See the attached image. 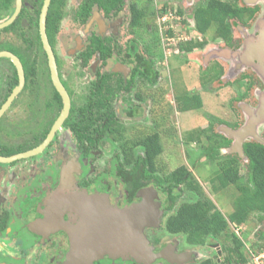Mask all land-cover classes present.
I'll use <instances>...</instances> for the list:
<instances>
[{
  "label": "flooded vegetation",
  "instance_id": "af4514ba",
  "mask_svg": "<svg viewBox=\"0 0 264 264\" xmlns=\"http://www.w3.org/2000/svg\"><path fill=\"white\" fill-rule=\"evenodd\" d=\"M43 1L20 0L19 12L9 24L14 26L8 30H3L7 26L0 28V32L16 33L17 25L24 21L19 44L0 41V45L10 47H1L0 51H9L18 57L24 77L20 90L0 115V158L9 159L0 161V264H196L195 244L184 234L170 232L166 227L174 210L166 208L167 191H159L140 174L129 176V170L134 172L132 154L145 156L143 148H130L129 145L153 134L159 140L158 132L133 136L131 131L137 122L144 125L150 122L148 124L152 126L160 119L159 111L152 107L157 102L153 97L159 99L160 81L168 77L169 70L159 69L156 60L161 61L165 56L167 62L171 55L163 43L161 29L167 34L168 41L178 40L173 52L180 58L194 49H203L206 40L186 43L192 40L187 22L192 20L193 33L203 34L209 28L215 31V23L203 32L195 28L193 12L200 5H206L208 0H194L187 17H182L181 0L172 1L174 6L169 7L167 15L163 13L165 8L156 9L153 0H120L115 4L110 0H49L47 12L53 4L61 17L53 32L52 43L47 32L46 36L54 55L57 76L69 98L68 112L60 123L56 122L63 102L52 83L47 55L39 36L38 19ZM224 1L236 6L237 15L227 20L231 28L229 42L216 35L215 39H219L216 45L236 49L241 42L233 35L231 23L252 28L261 5L257 0ZM101 2L111 3L109 10L106 11ZM16 3L17 0H10L8 9L11 12L7 16L2 6L5 3H0V17L4 13L0 23L11 16ZM37 7L35 27L33 18ZM141 11L143 16L136 19ZM154 17L159 22L157 27L152 24ZM17 18L20 21L15 24ZM63 24L68 26L60 31ZM254 35L256 37L258 32ZM58 43L77 69L62 68L65 63L59 56ZM88 45L90 49L99 45L108 52L103 49L104 56L95 52L84 64ZM0 59H6L0 62L1 109L18 85V74L8 57ZM190 66H194V61ZM205 69L203 66L199 77L204 75ZM141 84L151 91L143 95ZM195 94L199 95L189 91L178 96V109L175 106L171 113L194 110L186 105L189 104L187 99ZM19 104H23L20 110L26 113V118L15 116L14 109ZM16 114L18 116V111ZM226 123L234 128L237 120ZM170 126L167 133L173 130L174 137V124L170 123ZM209 127L208 124L202 129ZM45 140L47 143L40 151L22 156ZM161 152L155 157V168ZM201 157L210 162L221 158ZM146 193L145 199L151 203L146 205L155 219L143 225L141 232L151 254L159 256H147L143 248H137L133 252L113 250L94 257L99 246L93 237L96 226L90 224L91 212L96 209L93 204L121 214L124 209L141 203ZM70 197L78 200L75 205L67 203ZM84 197H89L90 202H81ZM177 201L174 207L178 205ZM138 212L129 213L123 223L135 226L145 217L142 212L140 219ZM112 226L110 222V228ZM201 245H207L212 253L200 264L207 260L210 264L222 260L223 252L217 239L205 238Z\"/></svg>",
  "mask_w": 264,
  "mask_h": 264
},
{
  "label": "rangeland",
  "instance_id": "374dc122",
  "mask_svg": "<svg viewBox=\"0 0 264 264\" xmlns=\"http://www.w3.org/2000/svg\"><path fill=\"white\" fill-rule=\"evenodd\" d=\"M172 1L153 0L156 3V9H166L163 12L166 15L169 12V7L174 6ZM193 2L194 0H181L182 17H187ZM257 4L261 5V11L252 28H244L236 22L231 23L233 35L238 37L241 42L236 49H230L227 46L222 47L221 44L216 45L219 39H215L216 33L213 28H209L203 34L193 33L191 20L187 24L192 40L186 43H194L193 40H206L207 43L203 49H194L180 58L173 52L178 40L174 38L168 41L166 39L167 34L161 29L163 43L167 45L171 55L167 57V62L164 59L165 56L161 61L158 58L156 60V66L159 69L169 70L168 77L160 81L159 99L156 96L153 97V101L157 99V102L152 107L159 111L160 119L156 120L155 123L153 122L152 126L148 124L150 122H146V125L137 122L131 131L133 136L141 135L143 132H158L162 146V152L156 163L159 174L163 176V179L168 180L183 175L186 170H192L194 177L201 183L204 191L213 201L217 213L223 217H227L233 211V201L237 195V190L234 186L228 185L212 191L208 180L216 170H219L218 167L220 168L223 161L221 158L228 155H234L240 159L241 173L245 175L247 170L246 159L239 155V149L236 148V141L237 138L240 139V136L230 137L229 146L221 149L220 166L219 161L210 162L206 158L200 157L199 154L201 155V152L205 151L206 146L212 141L208 139V136L214 133L225 135L223 132L225 127L235 131L247 129L245 137L241 140L242 143L248 140L255 141V139L264 143V113L261 112L264 105V70L251 61L249 55V48L255 39L254 34L264 25V0H257ZM23 23L24 21L17 25V35L16 33H12V35L10 31H1V43L16 42L19 44V34L24 28ZM156 23L159 22L154 17L152 24L157 27ZM67 26L68 24H63L60 31L66 30ZM144 33L142 34L146 38L147 35ZM1 47L10 48L8 44L0 45ZM57 48L62 62L65 63L62 68L69 71L77 69L74 67L72 59L64 55L61 43H58ZM16 52L18 54V51ZM4 61L6 59H0V62ZM191 61H194V66H190ZM203 66L206 68L203 70L205 73L199 77ZM141 86L143 87L141 89L143 95L151 91L144 84ZM189 91L199 94L202 102L201 107L183 113L174 110L172 114L171 111L175 106L176 110L178 109L177 97L189 93ZM21 108H23V104H19L18 108L14 109L15 116L18 118H24L26 115L20 110ZM16 111H18V116ZM225 120L228 122L237 120V124L234 125V128H230ZM170 123L174 124L176 130L174 137H172L174 135L173 130L167 133L172 127ZM208 124L210 125L209 129H202ZM165 133L168 135L166 136ZM190 136L191 138L197 137L195 144L193 141H184L185 137L189 139ZM186 198L187 194H184L178 199L177 204ZM233 232L245 243V249L255 251L254 245H263L264 242L258 236L260 232H264V218L258 220L257 213L250 211L246 222L241 225L236 226L234 222L227 219L226 231L224 232L226 242L227 240L230 241ZM178 236L179 238L182 237L181 235ZM193 249L194 252H197V257L194 260L196 264H200L203 259L210 258L212 253L207 245L195 244ZM211 264H214V261H211Z\"/></svg>",
  "mask_w": 264,
  "mask_h": 264
},
{
  "label": "trees",
  "instance_id": "16d2710c",
  "mask_svg": "<svg viewBox=\"0 0 264 264\" xmlns=\"http://www.w3.org/2000/svg\"><path fill=\"white\" fill-rule=\"evenodd\" d=\"M110 1L115 4L120 0ZM0 3H5L2 5L7 12L5 16L9 15L11 12L8 9L10 0H0ZM100 4L106 11L109 10L108 5H111V3L103 2ZM38 11L37 7L33 18L35 27H37ZM3 14L1 17H3ZM235 15H237L236 6L224 0H208L206 5H200L193 12L196 23L195 28L198 31L203 32L212 23H215L216 35L223 38L226 43L229 42L231 37L230 23L227 20ZM142 16L143 11L138 13L136 19ZM60 17L61 14L58 10L53 9L52 4L46 17V32L50 43H52V35L56 30V24ZM19 21L20 18H17L15 24ZM13 26L14 24H11L3 30L11 29ZM36 37L39 38L37 31ZM202 44L200 43V45ZM103 49L105 50V48L99 45H96L94 49L93 47L90 49L88 45L87 50L84 52V64L95 52H98L99 56H104L105 52ZM105 51L108 52V50ZM187 100L189 104L186 105L187 107L185 106L186 108L196 109L201 107L199 95L195 94ZM184 139L186 142L187 138L185 137ZM208 139L212 141L199 156L206 155L210 160L220 158L222 156L221 149L228 147L230 144V138L220 133H214L208 136ZM195 140H197V137L191 138L190 136L187 142L193 141L195 144ZM134 146L138 149L140 147L143 148L145 156H142L140 153L132 154L134 163L131 164L133 165L134 172L129 170L128 174L129 176L140 174L139 176H143L147 181H151L159 191H167L166 208H174L172 215L166 222V227L170 232L184 234L193 244H201L205 238L217 239L223 252V258L219 262H215V264H249L252 260V254L264 250V242L263 245L255 244V251L245 249V243L235 232L231 233L230 241L227 240L226 242L224 240L226 237L224 232L226 231L227 219L234 222L236 226L241 225L246 222L250 211L257 213L258 220L264 218V143L254 140L242 143V151L246 158L247 170L245 175L241 173L240 159L236 156L228 155L223 159L220 168H218L219 170H216L209 177L208 182L212 191H216L218 187L221 188L228 185L234 186L237 190V195L233 201V211L227 217H223L217 213L213 201L204 191L201 183L194 177L192 171L186 170L183 175L168 180L163 179L161 174H157L154 160L162 150L157 135H150L148 139L141 138L135 141L134 144L129 145L130 148ZM182 193L187 194L186 200L181 201L174 207L175 202ZM258 236L264 240V232H260ZM204 264H210V260L205 261Z\"/></svg>",
  "mask_w": 264,
  "mask_h": 264
},
{
  "label": "water",
  "instance_id": "95a60500",
  "mask_svg": "<svg viewBox=\"0 0 264 264\" xmlns=\"http://www.w3.org/2000/svg\"><path fill=\"white\" fill-rule=\"evenodd\" d=\"M48 3H49V0L43 1V5L39 13L38 28H39L40 40H41L43 49L47 55L48 67L51 73L52 83L54 87L56 88V90L59 92L62 98V102H63L62 111L58 117V121L56 122V123H60V121H62L63 118H65L68 112L69 98H68V95L63 85L61 84L57 76L54 55H53L52 49L48 43V39L46 36L45 21H46ZM19 9H20V0H17L16 8L14 12L11 14V16L6 21L0 23V28L8 26L11 22H13V20L16 18L19 12ZM249 55H250L251 61L255 62L256 65H258L260 68H262V70H264V25L259 29L258 35L255 37L253 43L251 44L249 48ZM0 57H8L15 65L17 74H18V85L13 89L12 93L9 95L6 102L1 107L0 109V115H1V113L5 109V106L10 103V101L14 98V96L20 90L24 82V77H23L22 64L16 55H14L13 53L9 51H0ZM261 110H262L261 112L264 113V105ZM246 131L247 129L235 131V130H232L226 127L223 129L224 134L229 138L230 137L236 138L238 135L240 136V139L237 138L236 148L239 149L238 153L242 158H245V156L242 151V141L241 140L245 137L244 135L247 133ZM256 140L260 141L258 139H255V141ZM46 143H47V140H45L41 145L34 148L33 150L28 151L25 154H22V156L29 155V154L40 151L45 146ZM0 161L2 162L9 161V159L0 158ZM93 198H91L92 201H94ZM80 200L83 203H87V201L90 202L89 197H84L83 199H80ZM77 201L78 200L75 201V199L70 197L67 203L70 205H75ZM149 203L150 201H145L143 199L141 203L132 205L131 207L124 209L121 214H118V212L114 210L111 211L108 207L104 208L103 210L101 209V206L98 203L93 204L96 207V209L91 212L90 224L96 226L93 237H95L97 241V245L99 246V249L94 254V257L100 256L102 253L110 252L113 250L133 252L137 250V248L139 249L143 248L145 253H147V256H149V254L150 256L153 255L149 251V245L147 241L144 239L142 232H141L143 225H146L149 222H151L153 219H155V216L153 214H150L151 216L149 215L150 208L148 205H146ZM149 205H151V203ZM138 207H139V210L142 208H145L147 212V216L142 218L140 221H138L135 224V226L133 224L125 225V223L123 222L125 221L124 219H126V217L129 216L130 210H132V212L135 213L137 212ZM83 214H85V212H83ZM110 222L113 223V226L111 228H110ZM71 231L74 232L73 227L71 228ZM153 256H159V255H153Z\"/></svg>",
  "mask_w": 264,
  "mask_h": 264
},
{
  "label": "built area",
  "instance_id": "2783aa9c",
  "mask_svg": "<svg viewBox=\"0 0 264 264\" xmlns=\"http://www.w3.org/2000/svg\"><path fill=\"white\" fill-rule=\"evenodd\" d=\"M251 259L252 260L249 264H264V250L262 252L252 254Z\"/></svg>",
  "mask_w": 264,
  "mask_h": 264
},
{
  "label": "bare ground",
  "instance_id": "6f19581e",
  "mask_svg": "<svg viewBox=\"0 0 264 264\" xmlns=\"http://www.w3.org/2000/svg\"><path fill=\"white\" fill-rule=\"evenodd\" d=\"M146 197H148V194L146 193L145 195H144V200L146 201ZM145 210V209H144ZM139 211V207H138V209H137V212ZM130 212L132 213V214H136L137 212H135V213H133L132 212V210H130ZM129 212V213H130ZM142 212H143V208H142V210H140V212H138L140 215L138 216L140 219L142 218ZM144 213V216L146 217V215H147V212H146V210L143 212ZM152 213V212H151ZM149 214H150V212H149Z\"/></svg>",
  "mask_w": 264,
  "mask_h": 264
}]
</instances>
